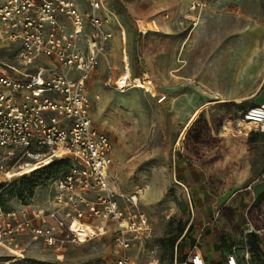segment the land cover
<instances>
[{
  "label": "rangeland",
  "instance_id": "rangeland-1",
  "mask_svg": "<svg viewBox=\"0 0 264 264\" xmlns=\"http://www.w3.org/2000/svg\"><path fill=\"white\" fill-rule=\"evenodd\" d=\"M202 1L206 8L192 12V0H106L126 35L131 84L148 78L153 86V94L134 86L117 88L125 74L117 29L92 74L89 95L95 127L113 144L109 180L118 201L127 212L148 219V232L130 252L135 264H174L176 251L178 262H185L187 253L202 252V240L211 230L223 252L233 246L241 252L246 235L233 222L231 199L248 197L246 189L264 181V133L246 132L238 124L251 106H234L240 104L234 100L210 104L245 96L264 78V0ZM142 28L150 32L143 36ZM11 51L0 48V61L14 64ZM202 106L199 122L182 138ZM57 172H40L31 180L37 184L31 196L35 204H48ZM24 177L6 183L0 176L2 206L29 200ZM256 226L264 228V222ZM104 232L86 243L64 241L55 248L34 243L20 261L0 252V264H112L114 235ZM250 264L260 263L251 255Z\"/></svg>",
  "mask_w": 264,
  "mask_h": 264
},
{
  "label": "built area",
  "instance_id": "built-area-1",
  "mask_svg": "<svg viewBox=\"0 0 264 264\" xmlns=\"http://www.w3.org/2000/svg\"><path fill=\"white\" fill-rule=\"evenodd\" d=\"M205 8L202 0H192V12ZM117 29L118 16L106 0H0V48L13 49L9 59L15 61H0V176L10 183L16 175L62 166L50 181L53 195L46 206L32 199L18 207L0 204V252L12 260L24 259L34 243L55 248L79 242L78 222L113 233L112 264H135L130 252L148 232V219L118 201L109 180L113 144L95 127L89 95L92 74ZM120 33L126 68V35ZM127 87L117 83L121 91ZM244 123L264 133V103L244 110L242 129ZM27 168L33 171L24 173ZM131 200L136 205L135 197ZM250 259L247 247L240 252L234 246L225 264H250ZM174 264L207 262L197 251L178 262L176 251Z\"/></svg>",
  "mask_w": 264,
  "mask_h": 264
},
{
  "label": "crops",
  "instance_id": "crops-1",
  "mask_svg": "<svg viewBox=\"0 0 264 264\" xmlns=\"http://www.w3.org/2000/svg\"><path fill=\"white\" fill-rule=\"evenodd\" d=\"M263 92H264V78L260 80V82L258 83L257 87L255 88L253 92L245 96L237 97L235 99H221V100L222 102H225L227 100L228 101L234 100L236 102L239 101L240 104L246 103L252 107V106H256V105H260L264 103ZM196 111H194L193 114ZM262 177L264 178V175ZM183 181L185 180L183 179ZM193 184H198V183L193 182ZM246 191H250V194L248 197L243 198V199L241 197L240 201H238V198L235 195L231 199L233 201L232 205H233V210H234L233 222L234 224L241 227L245 235L251 232H256L258 235L259 246L262 252H264V245L262 242L264 238L263 237L264 228L256 230L254 227L257 224L264 222V202H262L260 205H258V203L255 202L256 198L259 197L264 192V181H261V182L258 180L254 181L252 185L250 186V188H247ZM247 198L249 200H247ZM256 214L259 216H257ZM201 236L202 235L198 236V238L195 241V244L200 243ZM202 241H203L202 252L200 251V249H198L199 250L198 251L197 247H195L194 249H196L197 252H200L204 256L207 264H225L226 252H223L222 248L220 247L222 242H219L217 240V237L215 233H213L212 230L207 232V234H205ZM193 253L194 252L192 251L187 253L186 258L184 260H186Z\"/></svg>",
  "mask_w": 264,
  "mask_h": 264
},
{
  "label": "trees",
  "instance_id": "trees-1",
  "mask_svg": "<svg viewBox=\"0 0 264 264\" xmlns=\"http://www.w3.org/2000/svg\"><path fill=\"white\" fill-rule=\"evenodd\" d=\"M226 104H234V103H226ZM244 105H246V103H241V104H234V106H237V107H244ZM199 115V113L193 118V120L191 121V123L189 124V126L187 127V129L184 131L183 135H182V138L183 136L186 134V132L188 131V129L190 128V126L192 125L191 129L199 122L198 119H197V116ZM197 119V120H196ZM196 120V121H195ZM191 129L189 130V132L191 131ZM188 132V133H189ZM252 135H254V133H250L248 138H251ZM62 166L61 165H55V166H51L49 168H47L46 170L44 171H35L34 173H32L31 175H27L26 177H24V179H28V181H25L26 183V194L28 195V198L29 199H32V195L37 187V184L34 183L33 181V178L39 174L40 172L41 173H44V172H48V174H51V173H54L55 171H58L57 173H59V171L61 170ZM30 178V179H29ZM32 178V179H31ZM255 202L258 203V205H260L262 202H264V192L256 198ZM191 203L193 205V199L191 198ZM257 228H255L256 230H259L258 226H256ZM192 225L189 226V228L187 229V231L185 232V229L181 230L180 231V235L173 239L172 241V246H174L178 241H182L186 236L187 234L192 230ZM185 232V233H184ZM234 247V246H233ZM231 247L229 251H231V249L233 248ZM247 247V249L249 250V252L251 253V255L260 263V264H264V257L262 255V250L259 246V243H258V235L256 232H251V233H248L246 235V243L244 245L243 248ZM227 251V252H229Z\"/></svg>",
  "mask_w": 264,
  "mask_h": 264
},
{
  "label": "bare ground",
  "instance_id": "bare-ground-1",
  "mask_svg": "<svg viewBox=\"0 0 264 264\" xmlns=\"http://www.w3.org/2000/svg\"><path fill=\"white\" fill-rule=\"evenodd\" d=\"M143 29V28H142ZM143 31H149V29H143ZM129 67L127 66L125 68V74L123 75L122 78H120L119 82H118V85L121 86L122 88L124 87H127L129 84H131L132 82V78L130 76V72H129ZM223 76V75H222ZM148 78H145V79H134L133 83H134V87L133 88H136V89H140L142 88L143 90H145L146 92L148 93H151L153 94V89H152V83L150 82V80H147ZM222 100H218L216 102H211L210 104H218V103H221ZM204 108V107H202ZM201 108V109H202ZM199 109L198 111H196L191 117L190 119L188 120L187 124L185 125L184 129L182 130V134L184 133V131L187 129V127L189 126V124L191 123V121L193 120V118L197 115V113L200 112ZM244 126V131L246 130V132H250L252 130V124L251 123H244L243 124ZM180 144V143H178ZM179 147V146H178ZM33 171V169H25L24 173H29ZM135 199H137L135 197ZM74 228L76 229L77 233H78V237H79V243H86L88 242L90 239L94 238V237H97L99 236L100 232L102 234H104L105 232L102 230V229H95L93 228L91 225H88V224H82V223H78L76 222L74 224ZM96 231H100V232H96Z\"/></svg>",
  "mask_w": 264,
  "mask_h": 264
}]
</instances>
